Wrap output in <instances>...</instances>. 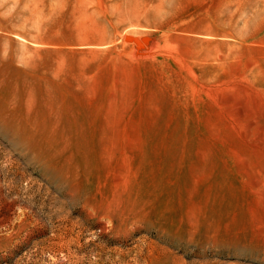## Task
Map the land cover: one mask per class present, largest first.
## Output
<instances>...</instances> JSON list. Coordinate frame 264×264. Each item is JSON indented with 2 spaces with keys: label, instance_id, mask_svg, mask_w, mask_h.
Segmentation results:
<instances>
[{
  "label": "rangeland",
  "instance_id": "obj_1",
  "mask_svg": "<svg viewBox=\"0 0 264 264\" xmlns=\"http://www.w3.org/2000/svg\"><path fill=\"white\" fill-rule=\"evenodd\" d=\"M0 264H264V0H0Z\"/></svg>",
  "mask_w": 264,
  "mask_h": 264
}]
</instances>
